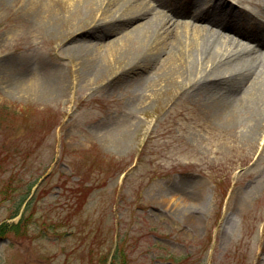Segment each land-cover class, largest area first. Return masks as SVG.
Returning <instances> with one entry per match:
<instances>
[{
  "label": "rangeland",
  "instance_id": "374dc122",
  "mask_svg": "<svg viewBox=\"0 0 264 264\" xmlns=\"http://www.w3.org/2000/svg\"><path fill=\"white\" fill-rule=\"evenodd\" d=\"M54 1L49 35L0 4V62L31 75L41 57L60 74L43 97L0 88V264H264V121L226 127L211 109L237 80L170 84L167 59L188 32L175 20L160 25L157 53L116 58L90 80L69 54L78 34L105 32L90 40L108 50L128 27H71L66 0Z\"/></svg>",
  "mask_w": 264,
  "mask_h": 264
},
{
  "label": "bare ground",
  "instance_id": "6f19581e",
  "mask_svg": "<svg viewBox=\"0 0 264 264\" xmlns=\"http://www.w3.org/2000/svg\"><path fill=\"white\" fill-rule=\"evenodd\" d=\"M154 1L157 6L148 0H66L71 27L89 26L103 31L109 30V33L113 34L118 32L116 29L128 27L127 32L119 33L108 50L90 40L95 35L96 38L102 39L105 32L93 31L94 33L88 32L81 36L78 34L77 38H83V41L71 46L69 54L76 58L82 76L85 73L90 80L102 77L104 68L116 58L124 61L131 58V63H134L147 50L157 53L156 34L160 25L174 22V15L185 14L190 20L175 21L178 28L188 32L178 31L180 35L176 36L172 46L174 50L171 55L174 57L170 56L167 59L169 60L165 70L167 81L174 85L187 78L193 84L192 87L197 88L201 85L207 88L215 85L217 90L222 84H230L237 80L232 87L239 86L242 90L233 92L231 89L227 98L218 90V98L213 100L211 109L214 108V113L221 119L223 126L231 127L240 122L252 125L255 129L262 126L264 42L260 40L258 34L264 31V19L254 16L250 9L235 7L219 0H174L172 3L167 0ZM192 1L198 2L200 8L195 9ZM246 1L251 5L256 4L262 12L264 11V5H259L256 0ZM5 3L10 4L16 13L29 17L32 20L30 23L39 28L41 33L52 34L51 32H55L61 25L58 14L60 4L57 1L0 0V4ZM219 24L225 25L239 37L249 39L254 37L259 51L251 50L246 46L247 43L238 39L215 32L212 26H221ZM77 38L72 41H76ZM84 38H87V41ZM229 55L230 58L227 60ZM3 61L5 60L2 59L0 62V88L5 91L25 98L31 95L43 97L53 94L60 87V74L48 69V64L41 57L37 61L39 65L45 66V70L36 71L31 75L26 74L25 62L22 64L20 61L8 60L9 62L5 64ZM17 63H20V67L16 65ZM232 63L236 66L235 69L232 68L230 72L227 70L225 74L219 72L223 65L228 69ZM144 81L146 82L142 81L141 84L146 92V88L153 86V81ZM139 91L143 90L138 89Z\"/></svg>",
  "mask_w": 264,
  "mask_h": 264
},
{
  "label": "trees",
  "instance_id": "16d2710c",
  "mask_svg": "<svg viewBox=\"0 0 264 264\" xmlns=\"http://www.w3.org/2000/svg\"><path fill=\"white\" fill-rule=\"evenodd\" d=\"M15 214H17V213H15ZM4 231H6V230L4 229Z\"/></svg>",
  "mask_w": 264,
  "mask_h": 264
}]
</instances>
